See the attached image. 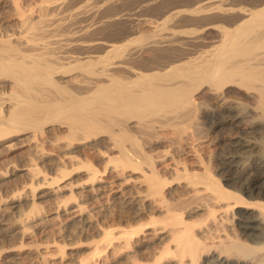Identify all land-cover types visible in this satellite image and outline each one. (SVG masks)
Here are the masks:
<instances>
[{"label":"bare ground","instance_id":"6f19581e","mask_svg":"<svg viewBox=\"0 0 264 264\" xmlns=\"http://www.w3.org/2000/svg\"><path fill=\"white\" fill-rule=\"evenodd\" d=\"M44 1H46V0H44ZM58 1H61V0H58ZM58 1L56 0L55 3L56 2L58 3ZM109 1L110 0H108L106 3V0H105V3L109 4ZM247 1L245 4H243V3L239 4V2H237L236 0H202V1H200L196 5V7H194V8L192 7L193 9H190V11L191 10L192 11L190 12L189 15H191V16L187 15L188 16L187 18L194 20L195 23L199 22L198 20H200V25H199V23L196 24V25H199L200 27H195V25L191 22V25L192 26L194 25V29L191 27L193 29L192 33H187V31L190 30V28L189 29L187 28L188 30L186 28H184V29L181 28L182 26H185L186 24L183 23V24H185V25H183L180 22L181 20L177 19L178 16L181 15L182 13H184V11H186V10L184 8H183L184 10L183 9L181 10L179 8L174 9V8H171L170 6L167 8V6H166V8L164 7L165 9L161 8L163 10L162 11L160 10L161 11L160 12L161 18H159V19L154 18L157 21L155 22L156 24H154L156 28L155 29L153 28L154 30L151 29V30H153V33L149 32L148 35H144L143 34L144 28L142 29L140 27L142 29V30L140 29L141 32L142 31L143 32H142V34H139L140 30H139V27L137 26V27L131 28L130 31L128 29L127 31H129V32L127 34L119 37L115 41H112L110 39H105V37L104 38L100 37L101 35L99 37H97V36L93 37V35L89 36L88 34H90L91 30H93V29L96 30L95 27H97V26L102 28L103 24H106L107 22L109 24L110 22H112L111 20H113L114 18H116V19L118 18V20H119L120 14H123V13L119 12L120 13V14H118L119 17H117L116 14H113V15H116V17L113 15H112L113 17L106 15L107 17H109V18H106L104 15V18H103L102 15H99V12L101 13V11H99V8H96L97 6L92 7V6L87 5V3H86V4H83L84 6L87 5L86 9H84L85 7L82 6V4H81V7H84V8H81V7L79 8V6H80L79 5L78 8L75 6V8H76L75 10H73L71 12L68 11L69 15L72 16L73 18L68 17L69 15L68 16L66 15V14H68L67 12L65 14L68 17V20H69V18L73 19V22L70 20L72 22V24L75 22L74 21L75 18H78L79 22L81 23L78 25L76 23V27L74 26L75 29L72 28L73 26L72 27L70 26V29L71 30L73 29L72 33H68L70 31L68 30V32H67L65 30L66 28L62 29L64 27H61L60 29L58 28V27L63 25V23H64L63 21L68 23V21H66V19L64 20L62 18L63 21H61V24L59 22H54L55 18L54 19L52 18V21H50V22H53V24L55 23L56 26H58L55 28L56 29L58 28L60 30V32H61V30H64V31H66V33L71 34V35H69V37H67V40L65 38V40H66L65 42L62 40L60 41V42H63V43H61L62 44L61 47L64 49V51H67L68 49H70L69 50V52H70V51H72V50L74 51L76 49V48L74 49L73 47H78V48L82 47L84 49L85 48L89 49V47H90L89 50H93L91 48L92 45H97V46L100 45V47H102L100 49L101 50L104 49V51H103L104 53L100 50V52H102V54H100L98 52L99 54L97 55L96 51H98L97 50V49H99L98 47L94 49L96 51L94 52L93 55L91 54V52H93V51H91L90 55H83V56L78 54V53H82V51L80 52V49H79V51H77L78 49H76L75 54L74 53L73 54H70V53L65 54V52L62 49H60L59 53H61L60 51L62 50L64 53L62 56L64 58L68 59L65 61L63 60V58L61 60V57L59 55L56 56L55 55L56 52L54 50H52V53H50L51 52L50 50L52 49V47H55V45H56V47H58L59 45H57V44H60V42L57 43L58 42L56 40L57 38L55 39L56 41L54 39L52 40V44H50L51 46L54 44V41H55V43H57L52 47L50 45L45 46L44 45L45 42H44V44H41L42 46L43 45L45 46L44 48L43 47L41 48L42 50L40 48H37V46H35V45H39V44L37 42H34L35 39L34 40L32 39V38H34L33 36H30L29 39H26V36H27L26 33L28 32L27 27L30 26L29 27L30 30H31V28H33V30L35 31L39 26L38 25L39 22L41 23V21H42L43 24L45 25L44 22L47 21L49 16L47 15L48 18L45 17L46 21H43L44 17H43V20L40 21V19L42 18V16H41L39 18V20L35 19L38 23L35 20L31 21V22H33V23H31L29 20H31L30 18H33V17H28L29 14H27L26 16L29 18L28 19L24 15V17L26 18L24 21L25 22L29 21L31 24L29 22H27V23H29V25L27 27L24 26V27H26L27 32L25 33L26 36L25 35H24L25 37L23 36L25 38L23 43L27 42V40H29V41L31 40L34 43L28 41L27 43L23 44L21 42L23 37L20 36V34L21 33L24 34L23 32H25L24 30L22 31V29H21V32L19 31V35H18L19 37H22L21 40L19 39L20 40L19 44L27 45V46H25L27 48L26 51L28 50V48L31 49V51L29 49L28 52H33L35 48L39 49L42 52L44 50V52L43 53L42 52L37 53L39 51L38 50L37 52L35 51L34 53L39 54V55H36V54L31 55L33 53L25 54L24 52H22V49H21V51L19 49V48H22L23 45H21L20 47H18V46L16 47L15 43H17V42H15V39H14L15 43H12L11 42L12 37L10 35H9V37H5V38L2 37L3 38L2 41H1V37H0V41H1L0 42V80H1L0 82L2 83V81H3V84L4 83L9 84L8 86L11 88V90H9L10 92L9 93L7 92L8 94L6 93L7 94L6 96H9V97L6 98V96L4 95L6 98L5 100H8L9 104H6L4 102L5 101L4 100L3 101L5 103L4 108H3V105L0 107V146H4V148L6 147L9 150H11L10 148H12V147L15 148L16 145H18L19 143H23V142L17 141V142H19L17 144V142L13 141V142L6 144L7 141H10L9 140L10 136L13 137L14 134H17L20 131L31 130L32 132L30 131L29 134L31 135V133H32V136L34 138L31 136L30 137L33 138V140H34L35 138L38 137L39 134H43L44 131H47V129H46L47 124L48 125L53 124L59 128L58 129L59 133H60V130H62L63 133L60 134L61 137H58L60 135H57L56 138L58 137V139L60 141V138H62V136H64L65 142L67 141L65 143V146H67L68 149L62 150V148L65 147L64 144L61 143L62 141L64 142L63 139H61L62 140L61 142H59L56 139V143H57V141L59 142L58 143L59 153H57L54 149V151H53L54 154L51 153V154H53L52 155L53 158L50 156L51 154L49 155L48 152L44 151L47 148L43 147L44 143L42 144V142L43 141L45 142L46 139H41L40 141H38V139H36L34 146H31L33 144H31L29 146V144L31 143L30 142L28 144V146H29L28 149L30 150L31 148H34L35 151H37L39 153V154H37V152H35L36 153L35 155L36 156L39 155L41 158L40 160H42V158H43V160L46 159L45 161H48L47 158L48 159H55V160H57V158H59V160L62 161L65 158L66 160L68 159V161L70 160L71 162H73L74 160H78L77 158L79 157V156L75 157V159H74V156L77 155V153L75 154V152L80 151L78 149H77V151L74 150V148L77 147L79 142L82 141V143H83V141L84 142L86 141L89 143V145L91 144L90 146H92V147L96 146L97 144H102V143H98V141H97L98 139L96 140V137L97 136L99 137L100 134L105 133L107 136L106 138H108L110 141H112V143L110 142L111 143L110 148L112 149V151H110L111 150L110 149L109 154H111L110 152H113V153L117 152V154L110 155L109 158L111 160L110 159L104 160L105 158L104 159L102 158L103 161H105L106 163L108 161L107 165L108 164L111 165V162H112V164H117L118 166L123 167L122 170H124L125 167H127V166L133 167V169L131 168L132 171L135 170V168H140V171H139V169H136V171L138 170L140 172V174H138V177H139V175H141L144 179V180H140V182L143 185L147 183L145 186L147 188V192H146L147 194H145V199L146 198L148 199V197L150 198V196H152L153 199L152 198L151 199L154 201H155L154 197L157 199V201L163 200L164 201L163 206H165V204H166V207H164V208H166V209H167V207L172 208L171 203L168 204V201L163 199V198H165V195L168 192L167 191L165 193V191H166L165 187L166 188L168 187L167 182H170V180L168 181V178L164 173H159V171L161 172V170H162V166H165L166 168H167V166L164 165V163L162 162L163 165L161 166V164H160L161 170H159V167L157 166V163H158L157 161L159 159L156 160V158H154L155 156H153V154L155 152L153 154H150L151 152L150 153L148 152V149L145 145L148 143H150V144L153 143L152 140H154L156 138L154 135L160 131L159 129L162 130L163 127H165L167 125L171 126L173 129H171V128L170 129L174 130L173 132H175L174 134L176 136L175 135H174L175 137L173 136L174 137L173 140H170V139L169 140L170 141H177L182 145L184 143L187 144L189 138L195 139V137H196V139H197V137L198 138L200 137L199 141L195 140L197 143H199L201 141V136H204L203 139L206 138L205 134H203V130H202V134H201L200 129L203 126H200V129H199V127H197V129H193L194 128L193 127V128H191V130H189L190 127H192V125H194L193 120L195 121V125H198V121H199L198 117H200L202 115V114H200L202 112L201 110L206 105V103H205V105H203L205 102L202 99L203 94L204 95L212 94L213 97H215V99H216V104H218V106H214V105L208 106V103H207L208 107L205 109V112H206V113H204L205 115L211 113V116L215 119H217L221 116H224V117H227L229 121H232V123L233 122L238 123V122L243 121V120L240 121L241 119H243V116L241 114L244 112V110H242V109L245 108L246 105H250L249 108H251V110H249V111L253 112V114H251V115L253 116L255 113V115H257V116H253V117H255L256 120H258L259 118L260 119L262 118L263 120L262 119L261 120L264 121V0H250V2H247ZM48 2L50 4L51 1L47 0V4H48ZM87 2L89 3L90 1H87ZM99 2H100V0H99ZM166 2H165V4H166ZM52 3H54V2L52 1L51 4ZM105 3L102 2L101 5H105ZM169 3H170V1H169ZM49 4H48V7L50 6ZM68 4H70V3L68 2ZM95 4L97 5L98 3L95 2ZM150 4H152V3H150ZM20 5H19V7H20ZM41 5H43V4H41ZM41 5H40V7H41ZM53 6H50L49 9L54 10L53 8L55 6L54 7ZM70 6L73 7V4L72 5L70 4L67 7L69 8ZM100 6H98V7H100ZM51 7H53V8H51ZM56 7H57V5H56ZM65 7H63V8H65ZM42 8H43V6H42ZM42 8H40V9H42ZM44 8H45V6H44ZM60 8H62V7H60ZM71 9H69V10H71ZM126 9H128V8H126ZM44 11H47V10L44 9ZM57 11H59V10H57ZM102 11L105 12V9ZM134 11H136V10H134ZM53 12H56V11L54 10ZM19 13H21V11ZM127 13H128V11H127ZM127 13L125 12L124 13L125 16L123 14V15H121V17L122 16H124V17L128 16ZM23 14H25V13H23ZM53 14H55V13H53ZM103 14H105V13H103ZM140 14H141V12H140ZM143 14H144V12H143ZM21 15H22V13L20 14V16ZM31 15H33V14H31ZM58 15H60V14H58ZM58 15H56V17H59ZM61 15L63 17V13H61ZM129 15H130V12H129ZM132 16L133 15H131L130 17H132ZM51 17H53V16L51 15ZM158 17H160V16H158ZM136 18H137V16H136ZM147 18H143V16H141L139 18V20L141 21L140 25L142 23V26H143V24L145 23ZM22 19H24V18H22ZM58 19H60V18H58ZM126 19L127 18L123 19L124 21L123 20L122 21L125 22ZM133 19H134V17H133ZM78 20H76V21H78ZM185 20H187V19L185 18ZM34 21H35V23H37L36 25L34 24ZM119 21H121V19ZM152 21H154V20H152ZM219 21H221V23H216ZM71 22H70V24H71ZM132 22H131V24H132ZM136 22H138V20H136ZM149 22L151 23V20L150 21L148 20L147 24ZM49 23L47 21L46 25H49ZM57 23H59V24L57 25ZM114 23H116V22L114 21ZM186 23L189 24V21ZM43 24H42V26H43ZM53 24L49 25V26L50 27L52 26L53 29H55ZM108 24H107V26H108ZM118 24H115V25H118ZM24 25H26V23H24ZM74 25H75V23H74ZM99 25H101V26H99ZM115 25L114 24L111 25V28H112V26L114 27ZM36 26H37V28H34ZM64 26H65V24H64ZM67 26L69 28V25H67ZM109 26H110V24H109ZM145 27H147V26L145 25ZM151 28H152V26H151ZM40 29L36 30L37 31L36 33H38L40 30L41 31L40 33H42L41 35H44L45 32L49 31L48 28H47V31L42 30V28H40ZM108 29H109V27H108ZM126 29H127V27H126ZM30 30H29V32H30L29 34L33 35L31 33H34V31L31 32ZM97 30H98L97 31L98 33L101 32V30H99V28ZM216 30H217V34H214V31H216ZM64 31H62V32H64ZM104 31L106 32V30H104ZM110 31H112V30L110 29ZM122 31H123V29H122ZM185 31H186V33H185ZM54 32H53V34L51 32V35H53L54 38L57 37V34L59 36V33H60L59 31L56 34V36H54L55 35ZM102 32H103V30H102ZM40 33H38V34H40ZM103 33H101V34H103ZM114 33H115V31H114ZM123 33H125V32L123 31ZM49 34H48V36H49ZM68 34H63L62 37H64V35L66 37V35H68ZM91 34H93V33H91ZM105 35L108 36L107 34H105ZM28 36H27V38H28ZM88 36L93 37L94 39L89 38ZM117 36H115V37H117ZM215 36L217 38H214ZM13 37H15L14 34H13ZM42 37L40 36V38H42ZM45 37H46V35H45ZM49 37H52V36H49ZM49 37L45 40H49L50 39ZM95 37H97V38H95ZM107 38H109V37H107ZM214 41H217L218 43L214 44L213 43ZM48 42H50V40ZM29 43H31L35 46V47H33V45H31V47H33L34 49L29 46L30 45ZM19 44L17 43V45H19ZM48 47H51V48L49 49ZM56 47L54 48V49H56V51H58V49L61 48L60 46L58 48H56ZM82 48H81V50H82ZM88 49L87 50L85 49L84 52H86V51L88 52ZM23 51H25L24 48H23ZM48 52L50 53L49 57L52 56L51 60L55 58L54 62H53V60L51 61L50 58H48V54H49ZM46 53H48V54H46ZM95 53H96V55H95ZM40 54H43L44 56L47 55V58H44L43 55H42V57H43L42 58ZM51 54L55 55L56 57L59 56L60 58L58 57L57 60L60 59L61 61L57 62L56 57L51 55ZM84 54H86V53H84ZM66 61H68L67 64H66ZM76 69H78V71H76ZM72 70H74V72H72ZM62 73H64V74H62ZM59 74H61V75H59ZM231 87H235V90H237V92L240 93V95L237 94L236 99H233L234 97L233 98L231 97L232 99L230 97H228V92L230 91ZM0 95H1V93H0ZM235 95H236V93H235ZM238 95L240 96L239 99H238ZM1 96H3V94ZM0 102H2V101H0ZM1 104L2 103H0V105ZM246 107H248V106H246ZM246 111H248V110H246ZM258 116H261V117H258ZM187 119H189V120L191 119V122L187 121ZM223 119L227 120V119L222 117V120ZM184 120H185V122L186 121L187 122L184 123ZM254 120L253 121L251 120V121L255 122ZM188 122L190 124L192 122L193 123L191 126L188 127V124H187ZM199 122H201V120ZM220 122L221 121H219V123ZM237 123H236V125H237ZM201 124H202V122H201ZM53 125H52V128L55 127ZM251 126H252V124H251ZM167 128H169V127H167ZM187 128H189V129H187ZM48 130H49V128H48ZM157 130H159V131L157 132ZM160 132L162 133V131H160ZM160 132H159V135H160ZM167 132H165V134ZM238 132H239V130H238ZM241 132H239L238 134L241 135L240 134ZM56 133H57V131H56ZM205 133L207 134L206 130H205ZM29 134H28V136H29ZM165 134H164V136H162V134H161V136L165 137ZM167 134H169L168 135V137H169L170 134H172V133L169 132ZM238 134H237V136H238ZM263 134H264V132H263ZM52 136L55 137V135H52ZM153 136L155 137L154 139H152ZM161 136H160V138H161ZM30 137H28V138H30ZM170 138H172V137L170 136ZM235 138H236V136H235ZM3 139H4V141H1ZM5 139H7V140H5ZM21 139H23V138H21ZM24 139H26V137ZM30 140L31 139H29V141ZM99 140H100V138H99ZM104 140H106V139H103V141ZM109 140H107V142ZM158 140H161V139H158ZM158 140H156L157 144H158ZM242 140L240 138H236L235 140L232 139V141L234 142V143L233 142L232 143L234 146L245 145V142H243ZM260 140H261L260 143L255 145V147H257V149H258V147L260 148L261 153H259V155L261 154L262 156H261L260 160H257L258 161L257 163H254L252 165L246 164V163H251V162H249L250 160L249 161L245 160L246 163H243L245 161H242L240 159V156H238V154H236L234 152H233V154H231V153L230 154L228 153L226 155L224 154L225 157H224L222 162L225 165V167H228V169L230 170V175L226 176L225 175L226 173L224 174L225 177L223 175V177L225 178V181H223L222 179L219 178L221 176H217L215 174H212V172L209 170V168L206 169L207 171L206 170H205V172L203 171V173L194 172L193 169H195L196 167L192 169L193 172H191L190 170H188V172H187V170H184L186 173L183 174L182 178L183 177L187 178V182H185V183L189 184V187H190V184L195 186L193 191H194V193L197 191L196 197L198 198V195L202 196L203 192H204V195L206 196V198L208 197L210 200H212V204H210L211 201H209V204H207L206 208H205V211H207L206 212L207 215L210 214L212 217V219L210 217V219H211L210 221H208V222H207V220L203 221L205 219L204 211H203L204 217H202V213L200 212L201 213L200 217H202L200 220H198V219L192 220L191 218L193 216L190 218L191 219L190 220L185 216V214H184L185 212L184 213H182L183 211L181 212V210H183V209L180 210L181 214L176 213L177 211H174V210L171 211L172 209L171 210L167 209L168 211L165 209L167 211V214L170 217V219H168V221H166L167 223H161V224H168V225H163V226H161L162 228L159 227L160 228L159 231H158L159 228L156 227V225H157L156 223H154L153 225H155V226L152 227L149 225V223L147 224V222L143 223L145 225L141 224V226L138 225L139 227L136 226V227L129 229V230L119 229V231L121 230V232H122V233L120 232L121 235H118V234H120L117 231L118 228H110V230L114 229V231L113 230L110 231L109 229H108L109 231H107L105 229L104 231H107L106 236H102L104 234V231L102 230L103 234L101 233L102 235H100V236L104 237L107 240V242L104 241L105 245L101 246L103 244L102 243L103 241H101V239H100L101 244L100 243H98V244H100L101 248L99 246H96L95 248L97 250H98L97 247H99V250H102L103 248H105V249H103L101 253L98 252L96 249H93L94 250V251L92 250L93 252H95V251L97 252L96 253L97 255L93 254V252L90 255V256H93L92 258H94V259H92L91 257H87V259H86L87 261L81 262L82 261L81 260L80 264H82V263L83 264H96V261H98V259L100 260V258L103 257L104 255H106V257H108V255L112 254L111 252H119V249H122L124 247V245L126 248H123L125 250L122 249L124 252L121 251L120 254L122 255L124 253L125 255L131 256V258H130V260H131V259H133L134 254H135V256L138 255V253L136 251H138V249L142 245H144L145 242H147L145 239H142V237H140V236H142L140 234L151 235L150 237L153 236L155 238V236H158L159 232L165 233L168 236H172V239H173L172 245H174V248L172 247L173 248L172 249L170 247V243H169V244H167L168 246H166V247L164 246L165 248H163V251H161L162 253L160 252V254L162 256H166V255L169 256V259H165L166 261L168 260L166 262V264H199V261L202 258L204 259V260L202 259L204 261V264H264V181L262 180L263 176L260 174V169H261L262 165H264V136H263V138H260ZM21 141H23V140H21ZM49 141H51V140H49ZM54 141H52L53 145H54ZM161 141H163V140H161ZM170 141H169V143H171ZM195 141L192 142V140H191L190 143L192 142L193 144H195ZM254 141L255 140L248 141L249 143L247 142L246 144L249 145L252 142L254 143ZM104 142L107 143L106 141H104ZM56 143H55V145H56ZM164 143H165V140H164ZM175 143L176 142H174V144ZM13 144H15V146H13ZM108 144H109V142H108ZM174 144H173V146H174ZM55 145L53 146L54 148H55ZM81 145H83V144H81ZM86 145H88V144H86ZM167 145H170V144H167ZM197 146L195 145V147H197ZM47 147H48V145H47ZM56 147H57V145H56ZM67 147H65V148H67ZM185 147H188V146H185ZM195 147L194 148L191 147V148L196 150V153H199V152H197L198 148L196 149ZM255 147H253V148L255 149ZM2 148L3 147H0V156H3L2 153H4ZM99 148H98V150H99ZM155 148L156 147H154V149ZM172 148L173 147H171V149ZM199 149L201 150V148H199ZM82 150H84V149H82ZM94 150H95V147H94ZM177 150H178V148H177ZM180 150H178V151H180ZM194 150H192V151H194ZM22 151L23 150H20L21 153L26 152V151H23V152ZM62 151L64 152V154ZM72 151H74L75 155H72V153L70 154V152H72ZM84 151H87V149H85ZM90 151H92V149ZM104 151H106V150H104ZM104 151L102 153L104 155H107L108 149H107L106 153H104ZM165 151H169V150L165 149ZM185 151L186 150H184V153H185ZM31 152L34 153V151H31ZM101 152L99 150V152H98L99 155L100 154L102 155ZM189 152H186V153H189ZM9 153L10 152H8V154ZM83 153L85 155L86 152H83ZM165 153H167V152H164V154ZM80 154H78V155H80ZM92 154H93V152H92ZM92 154H90L91 157H92ZM94 154L96 155V153H94ZM161 154H163V153H161ZM54 155H56V156H54ZM165 155H162L163 156L162 160L165 158L164 157ZM254 155L256 156V154H254ZM29 157H31V156H29ZM91 157H89V158H91ZM158 157H159V155H158ZM13 158H15V157H13ZM86 158L89 159L88 157H86ZM86 158H85V160H87ZM98 158H101V157H98ZM0 159H2V158H0ZM33 159L35 160L36 158H32V160ZM80 159L81 158H79V160ZM95 159H97V158L95 157ZM95 159H93V160H95ZM209 159H208V161H209ZM79 160H78V162H79ZM81 160L83 161V158ZM30 161H31V159H30ZM68 161L66 162V164H65V162L62 161V165H63V163L65 164V165H63V167L64 166L67 167V165L69 166ZM199 161L201 162L202 160H199ZM36 162L33 161V162H30L29 164H26V162H25L24 164H26V165L20 166L21 169L25 170L30 175L29 179L31 180L32 184H34L35 182L40 184V181H42L43 184L45 182L50 184V181H52L53 178H58L59 176L61 177V175H60L61 169H58V171L60 170L59 171L60 173H58V177H56L55 175L53 177V175H52V177L49 180L48 176H50V175H48V174H50V173L47 174V171L45 170L46 169L45 168L44 170L46 171V174L43 172L44 174L42 175L41 174L42 171L40 168L41 166L39 167L38 166L39 163L38 162L36 163ZM52 162H53V160H52ZM88 162H89V160H88ZM2 164H4V163H2ZM83 164H84V166H83ZM179 164H180V160H179ZM179 164L177 161V163L174 165L179 166ZM200 164H203V163H200ZM200 164H199V166H200ZM16 165H18V164H16ZM74 165L75 164L71 165L72 168L75 167ZM80 165L78 163V167H82V166L85 167L86 166V169L89 168V171H91L92 170L91 168L93 167L94 164L93 163L90 164V162L86 164L84 161V162H81ZM107 165H106V168H108L110 166L109 165L107 167ZM204 165H206V164H204ZM58 166L59 165L57 164V168H58ZM111 166L114 168H112ZM111 166L110 167L112 169H115V165L114 166L111 165ZM178 166L176 168L178 169V171H180L179 170L180 168ZM184 166H185V168L187 167L186 165H184ZM44 167L45 166H43V168ZM165 167H163V170ZM173 167H172V169H173ZM14 168H16V166H14ZM93 168L97 169L96 167H93ZM182 168H184V167L182 166ZM204 168H207V167H204ZM94 169L92 172L89 173V175L91 177V183H90L91 190L90 189L89 190L95 192V190L98 191L99 189L102 188V181L104 179H103L102 175H101L102 178L100 177V175L98 176L99 171L97 172V170L99 168L97 170H94ZM116 169H117V167H116ZM86 171H88V169ZM101 171H103V170H101ZM101 171H100V173H101ZM105 171H107V170L105 169ZM178 171H176L175 175H179L177 173ZM6 172H4L5 174H2V172H1V175H3V176L0 175L2 180H3V178H5V176H7ZM56 172L57 171H55L54 173H56ZM179 173L181 174V172H179ZM162 174H164L167 179L166 178L164 179L163 178L164 175H162ZM62 176H64V175H62ZM142 177L140 179H142ZM174 177H171V179L175 180ZM179 177H180V175L177 176V180L181 178V177L180 178ZM184 178H183V180H185ZM55 180H58V179H55ZM59 180H61V179L59 178ZM137 180H139V178ZM173 180H171V181H173ZM180 180L183 181L182 179H180ZM4 181H5V179H4ZM58 181H56V182L58 183ZM143 181L146 183H144ZM140 182H139V184H140ZM171 183H169V184H171ZM65 184H62L61 187L63 185L65 187L66 186ZM186 184H185V186H186ZM199 184L200 185L204 184V186H203L204 188L202 187L204 191H202V189H200L198 187ZM52 185L54 188L53 183H52ZM88 185H89V182H88ZM104 185L105 184H103V187H104ZM232 185H234L233 188L231 187ZM25 186H27V184H25ZM169 186L171 187L172 185H169ZM185 186H183V187H185ZM192 187H191V189H192ZM35 188H37V187L35 186ZM41 188H42V186H41ZM41 188L39 187V189H41ZM59 188H60V186H59ZM87 188H89V186ZM140 188H141V186H140ZM84 189H86V187ZM167 190H168V188H167ZM32 191H34V190H32ZM53 191H55V190H53ZM49 192H51V191H49ZM123 192L124 191L122 190L121 193H123ZM141 192H142V190H141ZM37 193H38V191H37ZM53 193L54 194L56 193L55 195L59 196V195H57V192H53ZM105 193H107V192L105 191ZM142 193H145V192H142ZM142 193H140V195H142ZM168 193H170V192H168ZM194 193H191V194L193 195ZM35 194L33 193L32 196H34ZM40 194L41 193H39V196H40ZM35 196L34 197L30 196V197L33 198V200H35L36 199ZM120 196H122V194ZM133 196H137V195L133 194ZM146 196H148V197H146ZM92 197H93V195H92ZM125 197H128V196H125ZM140 197L142 198V196H140ZM190 197H192V196H190ZM15 198H16V196H15ZM98 198H100V197L98 196ZM108 198H109V196H108ZM136 198H135V200H136ZM187 198H188V196H187ZM202 198L199 197V199H202ZM182 200L184 201V199H182ZM14 201L15 200H13V202ZM141 201H143V199H141ZM157 201H155V202L157 203ZM198 201L200 203L202 200L201 201L198 200ZM204 201H207V200L204 199ZM99 202H100V200H99ZM182 202H180V203H182ZM33 203L36 204L37 201L35 200V201H33ZM121 203H122V201H121ZM144 203H145V201L143 202V204ZM156 203L152 204V205L158 206V204H156ZM199 203L197 205L198 208L200 206ZM16 204H17V202L15 203V205ZM66 204H68V203H66ZM125 204H126V208H127V203L125 202ZM160 204L162 207L161 209H163L162 201L160 202ZM188 204L190 206V203H188ZM195 204H196V202H195ZM204 204H206V202ZM61 205L58 207L60 208L63 205L66 206L65 200H64L63 205L62 206ZM84 206L86 207V209ZM138 206H139V204H138ZM189 206H188V209H189ZM56 207H54V208H56ZM58 207H57V209L59 210ZM133 207H135V206L133 205ZM183 207H184V205H183ZM66 208H67V206H66ZM66 208L64 207L65 210H66ZM98 208H99V206H98ZM181 208H182V206H181ZM195 208L197 210V207H195ZM38 209H40V208H38ZM64 209L62 208L60 210H64ZM87 209H88V207L86 205H83L80 202H76L74 204V210L73 211H76V213H77V215H75V216L76 217L78 216L77 219H79L81 222H83V224L88 223L90 221L89 215H90L91 220H92L93 215L89 214V213H92L94 210H92L90 212V209H88L89 213H87V211H86ZM138 209H140V208H138ZM40 210H43V209H40ZM50 210H51V208H50ZM68 210H69V207H68ZM95 210H96V208H95ZM156 210H157V208H156ZM158 210H160V209H158ZM4 211H7V210H4ZM45 211L49 212L48 209L44 210V212ZM54 211L55 210H53L52 212H54ZM169 211H171V212H169ZM32 212H33V210H32ZM71 212H72V209H71ZM186 212H188V211H186ZM7 213H9V212H7ZM37 213H39V212H36V213L33 212L30 214H35V218H36ZM57 213L60 216L59 211H57ZM64 213H67V212H64ZM5 214H6V212H5ZM61 214H62V212H61ZM72 214L74 217V213H72ZM0 215H3V213H1ZM38 215L39 214H37V216ZM58 215L56 217H58ZM189 215H190V213H189ZM70 217H72V215H70ZM70 217L68 216L67 218L66 217L65 218L67 220ZM27 218L25 220L28 222ZM29 218H30L29 220H31V217H29ZM23 219H24V217H23ZM21 220H22V218H21ZM21 220H19V221L25 225L26 224L25 220L23 221L24 223ZM70 221H68V222H70ZM64 222H65V220H64ZM92 222H93V220H92ZM61 223H62V220H61L60 225H59L60 228H61V225L63 224V223L62 224ZM65 223H67V222H65ZM158 224H160V223H158ZM70 225H71V223H70ZM79 225H80V223H79ZM64 226H63V228H64ZM77 227H78V225H77ZM60 228H59V231L61 230ZM92 228H94V227H92ZM65 229H66V227H65ZM115 229H117V230L115 231ZM213 229H214V231H212ZM164 237H166V236H164ZM208 237H210V239ZM166 238L168 239V237H166ZM121 246H123V247H121ZM104 250H105V252H104ZM109 251H111V252H109ZM140 252H142V251H140ZM98 253H99V255H98ZM115 254H116L115 257L116 256L121 257V256H119L120 255L119 253H118V255H117V253H115ZM96 256H97V258H96ZM158 256H159V254H158ZM167 256L164 258H167ZM112 258H113V256H112ZM158 258L159 257H157V259ZM162 258L163 257H161V259ZM110 259H111V257H110ZM110 259H107V260L110 261ZM136 259H137V257H136ZM126 260H128V259H126ZM133 260H135V259H133ZM100 261L102 262V260H100ZM105 261H106V259H105ZM105 261H103V262H105ZM108 261H106V262H108ZM113 261H115V259ZM155 261H157V260L155 259ZM155 261L154 262L149 261V262L152 264L153 263L158 264ZM158 261L161 263V261L159 259H158ZM47 262L48 261H46V263ZM99 262H97V264H99ZM106 262H105V264H106ZM137 262H139L138 259H137V261H133V264L134 263L137 264ZM143 264H147V261ZM164 264H165V262H164ZM200 264H202V262H200Z\"/></svg>","mask_w":264,"mask_h":264},{"label":"rangeland","instance_id":"374dc122","mask_svg":"<svg viewBox=\"0 0 264 264\" xmlns=\"http://www.w3.org/2000/svg\"><path fill=\"white\" fill-rule=\"evenodd\" d=\"M38 1V2H37ZM49 1H53L54 3H55V1L56 0H49ZM58 1V0H57ZM66 1V2H65ZM81 1V2H80ZM87 1H90L89 3L87 2ZM93 0H61V1H58V3L56 2L55 4L54 3H52L51 4V2H50V4H49V2H48V4L50 5V6H53V7H51V8H53L56 12H53L54 10H51V9H49L50 8V6L48 7V4H47V0L46 1H44V0H0V37H1V41H2V39L3 38H5V37H9V35L13 38H11V42L12 43H15V42H17L18 44L20 43V40H21V38L25 35V33H26V35L28 36V38H27V36H26V39H29V37L30 36H33L34 38H32L33 40H34V42H37L39 45H35V46H37V48H44L45 46H49L50 44H52V40L54 39H56L58 42L57 43H59L61 40L62 41H66L67 40V37H69V35H71V34H68V33H72L73 32V29H75V27H76V23H77V25L78 24H81L80 22H79V20H78V18H75L74 19V23H75V25H74V23L72 24V22H73V19H70V18H73L72 16H70L69 15V13H68V11L69 12H71V11H73V10H75L76 8H75V6L78 8V6H79V8L81 7V4H82V6H84L83 4H86L87 3V5H89V6H92V7H96V8H99V11H101V13L99 12V15H102V17L104 18V15H105V17L106 18H109V17H107V16H110V17H113V16H115L116 17V15H117V17H119V15L118 14H120V13H127V11H128V16H126V17H124L125 16V14H124V16H122L121 17V15H123V14H120V18H119V20L121 19V21L123 20V19H125V18H127L126 20H125V22H121V21H119L118 20V18L116 19V18H114L113 20L116 22V23H114V21L113 20H111L112 22H110L109 24H110V26H109V24H108V22L106 23V24H103L102 25V28L101 27H98L99 28V30H101V32H97L98 30V28L97 27H95V29L96 30H91V32H90V34H88L89 36H92L93 35V37L94 36H97V37H99L100 35V37H105V39H110V40H112V41H115L116 39H118L119 37H121V36H123V35H125V34H127L129 31H130V29L131 28H134V27H139V30L142 28H144V32H143V34L144 35H148L149 34V32L150 33H153V30L156 28L155 27V25L154 24H156L155 22L157 21V20H155L156 18L157 19H159V18H161V15H160V12L163 10V9H165L166 8V6H167V8L170 6L171 8H174V9H185L186 11H184V13H182L181 15H179L178 16V18L177 19H180L181 21V23L183 24V23H185V24H183V25H185V26H182L181 28H190V30H186L187 31V33H192V31H193V29H194V25H195V27H200L199 25H200V20H198L199 22H197L196 20V22L197 23H195L194 22V20H192V19H190V18H187L188 16H191V15H189L190 14V12L192 11H190V9H193L194 7H196V5L200 2V1H202V0H110L109 1V4H106L107 3V1L108 0H106V3H105V0H100V2L102 3V2H104L105 3V5H101V3L99 2V0H94L93 2H92ZM130 1V2H129ZM138 1V2H137ZM156 1V2H155ZM161 1V2H160ZM166 2V4H165V2ZM169 1H170V3H169ZM237 2H239V4H245L246 3V1L245 0H236ZM14 2V3H13ZM18 2V3H17ZM35 2V3H34ZM64 4H63V3ZM68 2L72 5L73 4V7L72 6H70L69 8L67 7V6H69L70 4H68ZM77 2V3H76ZM95 2L96 3H98L97 5L95 4ZM159 2V3H158ZM247 2H250V0H248ZM7 3V4H6ZM16 3V4H15ZM41 4H43V5H41V7H40V5ZM63 5H62V4ZM93 3V4H92ZM115 3V4H114ZM117 3V4H116ZM123 3V4H122ZM129 3V4H128ZM150 3H152V4H150ZM168 3V4H167ZM12 4V5H11ZM20 5V7H19V5ZM59 4V5H58ZM67 4V5H66ZM113 4V5H112ZM136 4V5H135ZM140 4V5H139ZM147 4V5H146ZM195 4V5H194ZM16 5V6H15ZM39 5V6H38ZM56 5H57V7H56ZM62 5V6H61ZM87 5L86 6H84V7H81V8H84V9H86V7H87ZM95 5V6H94ZM101 5V6H100ZM160 5V6H159ZM35 6V7H34ZM42 6H43V8H42ZM44 6H45V8H44ZM66 6V7H65ZM88 6V7H89ZM98 6H100V7H98ZM112 6V7H111ZM114 6V7H113ZM140 6V7H139ZM154 8H152V7ZM174 6V7H173ZM17 7V8H16ZM60 7H62V8H60ZM63 7H65V8H63ZM103 9H102V8ZM147 7V8H146ZM165 7V8H164ZM187 7V8H186ZM193 7V8H192ZM19 8V9H18ZM21 8V9H20ZM31 8V9H30ZM40 8H42V9H40ZM57 10H59V11H57ZM68 8V9H67ZM72 8V9H71ZM74 8V9H73ZM126 8H128V9H126ZM146 10H145V9ZM161 8H163V9H161ZM18 9V10H17ZM44 9H46L47 11H44ZM61 9V10H60ZM66 11H65V10ZM69 9H71V10H69ZM88 9V8H87ZM101 9V10H100ZM105 9V12L104 11H102V10H104ZM125 9V10H124ZM157 9V10H156ZM183 9V10H184ZM39 10V11H38ZM118 10V11H117ZM121 10V11H120ZM133 10V11H132ZM134 10H136V11H134ZM140 10V11H139ZM161 10V11H160ZM21 11V13H22V15L20 16V14L21 13H19ZM30 11V12H29ZM118 13H117V12ZM132 11V12H131ZM144 12V14H143V12ZM159 11V12H158ZM32 12V13H31ZM55 13L56 15H58V14H60V15H58L59 17H56V15L55 14H53V13ZM66 12L68 13V14H66ZM120 12V13H119ZM129 12H130V15H129ZM140 12H141V14H140ZM23 13H25V14H23ZM51 13V14H50ZM61 13H63V17H62V15H61ZM103 13H105V14H103ZM151 15H150V14ZM186 13V14H185ZM188 13V14H187ZM27 14H29L28 15V17H33V18H30L31 20H29L30 22L31 21H33V20H39V18L42 16V18L40 19V21L41 20H43V17H44V20L43 21H46L45 20V17L46 18H48L47 17V15L49 16V20L47 19V21H48V23L50 22V21H52V18L55 20H53L54 22H59L60 24H61V21H63V19L65 20L66 19V21H68V23L67 22H65V21H63L62 23H63V25L62 26H60V27H58V26H56L55 25V23L53 24V22H50L49 23V25H54V28L55 27H58L59 29L61 28V27H64V28H62V29H65L67 32H68V30L70 31V32H68V33H66V31H64V30H61V32H60V30L58 29H53V27L51 28L49 25H46V22H44L45 23V25L43 24V22L41 21V23L39 22V26H38V28H37V26L36 27H34V28H37L36 30H38V29H40V28H42V30H44V31H47V28L49 29V31H47V32H45V34L44 35H41L42 33H40L41 31V29L39 30V32L38 33H40V34H38V33H36L37 31L35 30H33V28H31V30H30V26H28L29 25V21H24L26 18H28L26 15ZM31 14H33V15H31ZM41 14V15H40ZM46 14V15H45ZM68 16V17H70L69 18V20H68V17L66 16V15ZM113 14H116V15H113ZM155 14V15H154ZM158 14V15H157ZM24 15H25V17H24ZM31 15V16H30ZM51 15L53 16V17H51ZM55 15V16H54ZM107 15V16H106ZM113 15V16H112ZM131 15H133L132 17H130ZM188 15V16H187ZM23 16V17H22ZM61 16V17H60ZM136 16H137V18H136ZM141 16H143V18H147V20L145 21V23L143 24V26H142V23H141V25H140V20H139V18L141 17ZM147 16V17H146ZM158 16H160V17H158ZM182 16V17H181ZM186 16V17H185ZM24 18V19H22V18ZM67 17V18H66ZM133 17H134V19H133ZM163 17V16H162ZM57 18V19H56ZM58 18H60V19H58ZM63 18V19H62ZM155 18V19H154ZM184 18V19H183ZM185 18L189 21V24L188 23H186V22H188L187 20H185ZM29 19V18H28ZM27 19V20H28ZM35 20V21H36ZM72 22H71V21ZM76 20H78V21H76ZM136 20H138V22H136ZM145 20V19H144ZM148 20L150 21L151 20V23L149 22L148 24H147V22H148ZM152 20H154V21H152ZM184 20V21H183ZM192 20V21H191ZM35 21H34V24L36 25L37 23H35ZM134 23H133V22ZM183 21V22H182ZM27 22H29V23H27ZM70 22H71V24H70ZM79 22V23H78ZM119 24H118V23ZM128 22V23H127ZM131 22H132V24H131ZM154 22V23H153ZM191 22L194 24L193 26L191 25ZM24 23H26V25H24ZM31 23H33V22H31ZM30 23V24H31ZM59 23H57V25L59 24ZM125 23V24H124ZM199 23V25H196V24H198ZM216 23H221V21H219V22H216ZM42 24H43V26H42ZM64 24H65V26H64ZM107 24H108V26H107ZM115 25V24H118V25H115L114 27L112 26V28H111V25ZM123 24V25H122ZM138 24V25H137ZM67 25H69V28H68V26ZM105 25V26H104ZM128 25V26H127ZM130 25V26H129ZM135 25V26H134ZM145 25L147 26V27H145ZM24 26H28L27 27V31H26V27H24ZM41 26V27H40ZM49 26V27H48ZM70 26L73 28L72 30L70 29ZM75 26V27H74ZM99 26H101V25H99ZM123 26V27H122ZM151 26H152V28H151ZM24 27V28H23ZM44 27V28H43ZM108 27H109V29H108ZM126 27H127V29H126ZM141 27V28H140ZM193 29H192V28ZM68 28V29H67ZM107 28V29H106ZM116 28V29H115ZM154 28V29H153ZM21 29H22V31L24 30L25 32H23L24 34H20V36H22V37H19L18 35H19V31L21 32ZM52 31H51V30ZM110 29L112 30V31H110ZM115 29V30H114ZM122 29H123V31L125 32V33H123V31H122ZM129 29V31H127ZM141 29V30H142ZM151 29H153V30H151ZM29 30L31 31V32H33L34 31V33H31V34H33V35H30L29 33ZM102 30H103V32H102ZM104 30H106V32L104 31ZM120 32H119V31ZM141 30H140V33L139 34H142V32H141ZM215 30V29H214ZM219 30V29H218ZM56 33H55V32ZM58 31L60 32L59 33V36H58ZM62 31H64V32H62ZM114 31H115V33H114ZM186 31H185V33H186ZM51 32H52V34H53V32H54V36H56V34H57V37H53V35H51ZM97 32V33H96ZM117 32V33H116ZM120 34H119V33ZM47 33V34H46ZM50 33V34H49ZM68 34V35H66V37H65V35H64V37H62L63 36V34ZM91 33H93V34H91ZM96 33V34H95ZM101 33H103V34H101ZM112 33V34H111ZM13 34H14V36L15 37H13ZM17 34V35H16ZM48 34H49V36H52V37H49L48 36ZM61 34V35H60ZM98 34V35H97ZM105 34H107L108 36H106ZM119 34V35H118ZM138 34V35H139ZM214 34H217V30L216 31H214ZM45 35H46V37H45ZM104 35V36H103ZM112 37H111V36ZM118 35V36H117ZM18 38H17V37ZM24 36V37H25ZM40 36L42 37V38H40ZM88 36V37H89ZM115 36H117V37H115ZM3 37V38H2ZM23 37V38H24ZM50 38L49 40H50V42H48L49 40H45V39H47V38ZM59 37V38H58ZM93 37H89V38H93ZM97 37H95V38H97ZM107 37H109V38H107ZM22 38V40H21V42L23 43V41L25 40V38L23 39ZM61 38V39H60ZM65 38H66V40H65ZM114 38V39H113ZM214 38H217L216 36L214 37ZM213 38V39H214ZM7 39V38H6ZM9 39V38H8ZM14 39H15V42H14ZM20 39V40H19ZM59 39V40H58ZM64 39V40H63ZM94 39V38H93ZM5 40V39H4ZM17 40V41H16ZM55 40V41H56ZM0 41V42H1ZM19 41V42H18ZM29 40H27V42H28ZM55 41H54V44L52 45V46H54L55 44H57V43H55ZM27 42H25V43H27ZM29 42H33V41H29ZM33 42V43H34ZM43 42V43H42ZM44 42H45V44H44ZM17 43H15L14 45L17 47H20L21 45H23V44H25V43H23V44H19V45H17ZM48 43V44H47ZM61 43H63V42H60V44H57V45H59L60 47H61ZM214 44L215 43H218L217 41H214L213 42ZM30 44V45H29ZM28 45L31 47V45H33V44H31V43H29ZM41 44H44L43 46L41 45ZM25 46H27V45H23L22 46V48H19L20 49V51H21V49H22V52H24L25 54H31V53H33V54H31V55H34V54H36V53H34L35 51L37 52L39 49H34L33 47H35L34 45H33V47H31V48H33L34 49V51L33 52H28V50L30 49V48H28V50L26 51V47ZM51 46V45H50ZM51 46V47H52ZM58 46V47H59ZM96 46V47H95ZM51 47H48L49 49L51 48ZM55 47H56V45H55ZM55 47H52V49L49 51L50 53H52V50H54L55 52H56V56L57 55H59L60 57H61V60H62V58H63V60L65 61V60H68V59H66V58H64L62 55L64 54L63 53V51H64V49L61 47V48H59L58 49V51H56V49H54ZM58 47H56V48H58ZM94 47V48H93ZM99 48V49H97L98 51H96V50H94L95 48ZM211 47V46H210ZM23 48H24V50L25 51H23ZM74 49L76 48V49H78L77 51H79V49H80V52L82 51V53H78V54H80V55H90V52L91 51H93V52H91V54L93 55L94 54V52L96 51V53H97V55L100 53V54H102V52L104 51V49L103 50H101L100 48H102V47H100V45L99 46H97V45H92V49L93 50H89L90 49V47H89V49L88 48H85L86 50L88 49V52L86 51V52H84L85 51V49L84 48H82V47H73ZM81 48H82V50H81ZM46 49V48H45ZM60 49H62L60 52L61 53H59V50ZM72 49V48H71ZM76 49L73 51H70L69 52V50L70 49H68L67 51H64L65 52V54H75V52H76ZM42 50V49H41ZM66 50V49H65ZM100 50L102 51V52H100ZM30 51H31V49H30ZM40 52H42V51H38L37 53H40ZM43 52H44V50H43ZM42 52V53H43ZM48 52V53H49ZM99 52V53H98ZM48 53H46V54H48ZM50 53L48 54V58H50V60H51V57H49V55H50ZM54 53V52H53ZM76 53V54H77ZM84 53H86V54H84ZM96 53H95V55H96ZM104 53V52H103ZM61 54V55H60ZM36 55H39V54H36ZM41 55V57H42V55L43 54H40ZM51 55H53V54H51ZM55 55H53V56H55ZM44 56V55H43ZM55 56V57H56ZM58 56V57H59ZM58 57H56V61L57 62H60L61 60L60 59H58L57 60V58ZM59 57V58H60ZM43 58V57H42ZM44 58H47V55L46 56H44ZM53 60V62L55 61V58L54 59H52ZM51 60V61H52ZM63 63V62H62ZM61 63V64H62ZM68 63V61H66V64ZM76 71H78V69H76ZM72 72H74V70H72ZM59 73V72H58ZM62 74H64V73H62ZM59 75H61V74H59ZM1 81V80H0ZM1 83V82H0ZM3 81H2V83L0 84V93H1V95L3 94V96L5 95H7L10 91L9 90H11V88L8 86L9 84H6V83H4L3 85ZM7 85V86H6ZM8 87V88H7ZM4 89V90H3ZM8 92V93H7ZM7 93V94H6ZM235 93H236V95H235ZM207 94V93H206ZM232 94V95H231ZM237 94H239L240 95V93H238L237 92V90H235V87H231L230 88V91L228 92V97H234L233 99H236L237 98ZM0 95V101H2V102H0V103H2L1 105H0V107L3 105V108H4V104L6 103V104H9V102H8V100H5L7 97H9V96H6V98H5V96L3 97V96H1ZM230 95V96H229ZM234 95V96H233ZM238 95V99H239V96ZM204 96V97H203ZM207 96V97H206ZM4 99H3V98ZM213 95L212 94H207V95H202V99L205 101L204 102V104L203 105H205V103H206V105L203 107V109L201 110L202 112L200 113V114H202L200 117H198V120L200 121L201 120V122H202V124H201V122H199L198 121V125H195V121L193 120V124L194 125H192V123L190 124L189 122L187 123L188 124V127L189 126H191L192 125V127H190V129L189 128H187V129H189V130H191V128H193V129H197V127H199V129H200V126H203L200 130H201V134H202V130H203V134H205V136H206V138H204L203 139V137L204 136H201V141L199 142V143H197L196 141H199L200 140V137L198 138L197 137V139H196V137H195V139H192V138H189L188 139V143L187 144H180L179 142H177V141H170V140H173V138L176 136L174 133L175 132H173L174 130H171V129H173L171 126H169V125H167V126H165V127H163V129L161 130V129H159L160 131H162V133L159 131V130H157V132L159 131L160 132V135H159V132L158 133H156L154 136L156 137H152V139H154V140H152V142L153 143H148V144H145L146 145V147H147V149H148V152L150 153V154H153L154 152V154H153V156H155L154 158H156V160H158L157 162L159 163H157V166L159 167V170H161V167H160V164H161V166L163 165V163H164V165H166L167 166V168L165 167V166H162V170H161V172L159 171V173H164L166 176H167V178H168V181L170 180V182H167V188H168V190H167V188L165 187V193L168 191V192H170V193H166V195H165V198H163L164 200H166V201H168V204H170L171 203V207L172 208H170V207H167V209L168 210H171V211H177L176 213H178V214H181V212L182 213H184L185 214V216L188 218V219H190L192 216V220L193 219H198V220H200L202 217H204L205 216V219L203 220V221H206L207 220V222L208 221H210L211 219H212V217H211V215L209 216V215H207V211H205V208H206V205L207 204H209V201H211V203L210 204H212V200H210L208 197V199L206 198V196L204 195V192H203V195L202 196H200V195H198V198L196 197V192L194 193V187L195 186H193V185H191L190 184V187H189V184H186L185 182H187V178H184L185 180H183V178H182V176H183V174H185L186 172L184 171V170H187V172H188V170H190L191 172H199V173H203V171L205 172V170L206 169H208L209 168V170L212 172V174H215V175H217V176H221V177H219L220 179H222L223 181H225V175L226 176H228V175H230V170L228 169V167H225V165L223 164V159H224V154L226 155V154H233V152L234 153H236V154H238V156H240V159L242 160V161H249V162H251V163H246V161L245 162H243V163H246V164H248V165H252V164H254V163H257L258 161L257 160H260V158H261V154L259 155V153H261V151H260V148L258 147V149H257V147H255V145H257L258 143H260V138H263V136H264V134H263V132H264V121H262L260 118V120L258 119V120H256L255 119V117H253V116H257V115H255V113H254V115L252 116L251 114H253V112L251 113L249 110H251V108H249V106L250 105H246V106H248V107H246L245 106V108H243L242 110H244V112L241 114L242 116H243V119H241L240 121H242V122H236L237 123V125H236V123H232V121H229L228 120V118L227 117H224V116H221V117H219V118H217V119H215V118H213L212 116H211V113H209V114H204V113H206L205 112V109L208 107V106H218V104H216V99H215V97H213ZM205 98V99H204ZM231 98V99H232ZM5 100V101H4ZM215 100V101H214ZM5 103H4V102ZM7 101V102H6ZM208 101V102H207ZM207 103H208V106H207ZM6 108V107H5ZM248 108V109H247ZM246 110H248V111H246ZM250 112V113H249ZM222 117L223 118H225V119H227V120H222ZM258 117H261V116H258ZM253 118V119H252ZM207 119V120H206ZM214 119V120H213ZM221 119V120H220ZM245 119V120H244ZM250 119V120H249ZM255 119V120H254ZM254 120L255 122H252V121ZM187 121H190L191 122V119L189 120V119H187ZM186 121V122H187ZM219 121H221L220 123H219ZM227 121V122H226ZM260 121V122H259ZM185 122V120H184V123H186ZM204 122V123H203ZM257 122V123H256ZM262 122V123H261ZM241 123V124H240ZM248 123V124H247ZM200 124V125H199ZM240 126H239V125ZM250 124V125H249ZM251 124H252V126H251ZM257 124V125H256ZM263 124V125H262ZM52 125L53 124H47V126H46V129H47V131H44L43 132V134H39L38 135V137L37 138H35L34 140H33V136H32V133H31V135L29 134L30 133V131L31 130H25V131H20V132H18L17 134H14L13 135V137L12 136H10L9 137V140L10 141H7L6 142V144L7 143H10V142H13V141H15V142H17V141H20V142H23V143H19V142H17V144L18 145H16L15 146V144H13V146H15V148L14 147H12V148H10L11 150H9L8 148H4V146H0V147H3L2 149H3V151H4V153H2L3 154V156H0V158H2V159H0L1 161H0V175H1V172H2V174H5L4 172H6V175L7 176H5V178H3V180H2V178L0 179V214L1 213H3V215H0V264H80V261L81 262H85V261H87L86 259H87V257H93V256H90L91 254H92V252L94 251L93 249H96L95 247L96 246H99L100 248H101V246H103V245H105V242L104 241H106L107 242V240L104 238V237H101L100 235H102L103 234V232H102V230L104 231L105 229L107 230V231H109L110 230V228H118V230L117 229H115V231L117 230L119 233L121 232V230L119 231V229H127V230H129V229H132V228H134V227H139V226H141V224L142 225H145V224H143V223H146L147 222V224L149 223V225L150 226H155V225H153L154 223H156L157 225H156V227H160V228H162L161 226H163V225H168V224H161V223H167L166 221H168V219H170V217L168 216V214H167V209L166 208H164V207H166V204H165V206H163L164 205V201L163 200H161L162 201V206H163V209L165 210H163V209H161L162 207H161V204H160V202L161 201H157V199L154 197V199H155V201H157V203L154 201V200H152L153 199V197L152 196H150V198L148 197V196H146V197H148V199L146 198L145 199V194H147L146 192H147V188L145 187L146 186V182H144V183H146V184H142L141 182H140V180H144L143 179V177L141 176V175H139V177H138V174H140V168H135V170H131V168L133 169V167H125V169L124 170H122V168L123 167H121V166H118L117 164H112V162H111V165H115V169H112V168H114V167H112L110 164H108L107 165V163H108V161H107V163L105 162V161H103V159L104 160H108V159H110L109 157H110V155H113V154H117V152H110L111 154H109V150L111 149L110 148V146H111V143H112V141H110L108 138H106L107 136H106V134L105 133H103V134H100L99 135V137L97 136L96 137V140L98 141V143H102V144H97L96 146H90L89 145V143L88 142H84L83 141V143H82V141L81 142H79L78 143V145H77V147H75L74 148V150H76L77 151V149L78 150H80V151H77V152H75V154L77 153V155H75L74 154V151H72V152H70V154L72 153V155H75L74 156V159H75V157H78L77 159L79 160V158H83V161L81 160H79V162H78V160H74L73 162H71L70 160L68 161V159L66 160L65 158H64V160H62L63 162H65V164H66V162L68 161L69 162V166L67 165V167L66 166H64L63 167V165H65L64 163H63V165H62V161L61 160H59V158H57V160H55V159H48L47 158V160L48 161H45L46 159H44L43 160V158H42V160H40L41 158H40V156L38 155V156H36L35 154V152H37V151H35V149L34 148H31L30 150L31 151H34V153L33 152H31L28 148H29V146L31 145V144H33V145H31V146H34V143L36 142V139H38V141H40L41 139H46L45 140V142L43 141L42 142V144L44 145L43 147L44 148H47L46 150H44L45 152H48L49 153V155L51 154V153H53L54 154V149H55V151L57 152V153H59V149H58V143L59 142H61L62 140L61 139H65V137L64 136H62V138H60V141H59V139H58V137H61V133H63L62 132V130H60V133H59V128L56 126V125H53V126H55V127H53L52 128ZM231 125V126H230ZM234 126V127H233ZM236 126V127H235ZM261 126V127H260ZM51 127V128H50ZM167 127H169V128H167ZM238 127V128H237ZM48 128H49V130H48ZM56 130H55V129ZM166 128V129H165ZM171 128V129H170ZM237 128V129H236ZM240 128V129H239ZM245 130H244V129ZM253 128V129H252ZM53 129V130H52ZM168 129V130H167ZM168 132H167V131ZM188 130V131H189ZM205 130H206V132H207V134L205 133ZM234 130V131H233ZM238 130H239V132H241L240 134L241 135H239L238 133ZM249 130V131H248ZM27 131V132H26ZM55 131V132H54ZM56 131H57V133H56ZM164 131V132H163ZM26 132V133H25ZM32 132V131H31ZM165 132H167V133H169V132H171L172 134H170V136L172 137V138H170V136L168 137V135L169 134H165ZM190 132V131H189ZM237 132V133H236ZM56 133V134H55ZM165 134V137H162V136H164V134ZM28 134H29V136H28ZM55 135V137H53L52 135ZM159 136H158V135ZM161 134H162V136H161ZM237 134H238V136H237ZM16 135V136H15ZM44 135V136H43ZM48 135V136H47ZM51 135V136H50ZM57 135H60V136H58L57 138H56V136ZM175 135V136H174ZM236 136V138H240L243 142H245V145H240V146H234L233 145V141H232V139H236L235 138V136ZM26 137V139H24L25 137ZM33 137V138H28V137ZM102 138H101V137ZM160 136H161V138H160ZM174 136V137H173ZM198 136V135H197ZM241 136V137H240ZM23 138V139H21V138ZM48 137V138H47ZM64 137V138H63ZM210 137V138H209ZM20 138V139H19ZM28 138V139H27ZM50 138V139H49ZM99 138H100V140H99ZM163 138V139H162ZM168 138V139H167ZM232 138V139H231ZM249 138V139H248ZM29 139H31L30 141H29ZM56 139L59 141H57V143H56ZM103 139H106V140H104V141H106L107 142V140H109L108 142H109V144H108V142L107 143H105L104 141H103ZM158 139H161V140H163V141H161V140H158ZM170 139V140H169ZM258 139V140H257ZM5 140H7V139H5ZM21 140H23V141H21ZM49 140H51V141H49ZM55 140V141H54ZM156 140H158V144L156 143L157 141ZM164 140H165V143H164ZM192 140V142L193 141H195V144H193L192 142L190 143V141ZM253 140H255L254 141V143L251 145V144H246L248 141H253ZM258 142H257V141ZM1 141H4V139L3 140H1ZM29 141V142H28ZM34 141V142H33ZM52 141H54V145H55V143H56V145H57V147H56V145H55V148L53 147L54 145H53V142ZM101 141V142H100ZM169 141L171 142V143H169ZM205 141V142H204ZM31 142V143H30ZM67 142V141H66ZM65 140H64V142L62 141L61 143H63L64 144V146H65ZM111 142V143H110ZM155 142V143H154ZM168 142V143H167ZM174 142H176L175 144H174ZM204 142V143H203ZM233 142V143H232ZM257 142V143H256ZM30 143V144H29ZM60 143V144H61ZM197 143V144H196ZM202 143V144H201ZM249 143V142H248ZM28 144H29V146H28ZM62 144V145H63ZM81 144H83V145H81ZM86 144H88V145H86ZM106 144V145H105ZM153 144V145H152ZM167 144H170V145H167ZM173 144H174V146H173ZM199 144V145H198ZM47 145H48V147H47ZM53 145V146H52ZM155 145V146H154ZM172 145V146H171ZM181 145V146H180ZM195 145L197 146V147H195ZM203 145V146H202ZM233 145V146H232ZM248 145V146H247ZM28 146V147H27ZM51 146V147H50ZM178 146V147H177ZM183 146V147H182ZM185 146H188V147H185ZM27 147V148H26ZM65 147H67V146H65ZM62 148V150L64 149V150H66V149H68V147L67 148ZM79 147V148H78ZM82 147V148H81ZM87 147V148H86ZM94 147H95V150H94ZM100 147V148H99ZM104 147V148H103ZM108 149V153H107V155H104L102 152L104 151V150H106V151H104V153H106L107 152V149ZM149 147V148H148ZM154 147H156L155 149H154ZM168 147V148H167ZM171 147H173L172 149H171ZM182 147V148H181ZM198 148L197 150V152H199V153H196V150H194V149H192V148ZM250 147V148H249ZM253 147H255V149L253 148ZM26 148V149H25ZM57 148V149H56ZM98 148H99V150H100V152L102 153V155L100 156L99 155V150H98ZM102 148V149H101ZM153 148V149H152ZM177 148H178V150H180V151H178L177 150ZM186 148V149H185ZM191 148V149H190ZM199 148H201V150L199 149ZM53 149V150H52ZM82 149H87V151H84V150H82ZM92 149V151H90ZM165 149L167 150H169V151H165ZM190 151H188V150ZM20 150H23V151H26V152H24V153H21L20 152ZM31 152H29V151ZM58 150V151H57ZM167 152V153H165L164 154V152ZM184 150H186L185 151V153H184ZM192 150H194V151H192ZM203 150V151H202ZM234 150V151H233ZM22 151V152H23ZM91 153H90V152ZM110 151H112V149L110 150ZM8 152H10L9 154H8ZM63 152V151H62ZM83 152H86L85 153V155H84V153ZM92 152H93V154H92ZM170 152V153H169ZM186 152H189V153H186ZM203 152V153H202ZM256 152V153H255ZM258 152V153H257ZM81 153V154H80ZM83 153V154H82ZM94 153H96V155L94 154ZM158 153V154H157ZM161 153H163V154H161ZM191 153V154H190ZM242 153V154H241ZM5 154V155H4ZM15 154V155H14ZM30 154V155H29ZM37 154H39L38 152H37ZM53 154H51L50 156L53 158ZM63 154H64V152H63ZM78 154H80V155H78ZM87 154V155H86ZM90 154H92V157H91V155ZM157 154V155H156ZM197 156H196V155ZM204 154V155H203ZM212 154V155H211ZM241 154V155H240ZM254 154H256V156L254 155ZM13 155V156H12ZM158 155H159V157H158ZM162 155H165L164 157V159L162 160V158H163V156ZM181 155V156H180ZM183 155V156H182ZM191 155V156H190ZM196 157H195V156ZM200 157H199V156ZM209 155V156H208ZM211 155V156H210ZM243 155V156H242ZM253 155V156H252ZM29 156H31V157H29ZM35 156V157H34ZM54 156H56V155H54ZM82 156V157H81ZM94 156V157H93ZM158 158H157V157ZM161 156V157H160ZM194 156V157H193ZM13 157H15V158H13ZM86 157H91V158H89V159H87ZM95 157L97 158V159H95ZM98 157H101V158H98ZM179 157V158H178ZM192 157V158H191ZM223 157V158H222ZM25 158V159H24ZM28 158V159H27ZM32 158H36L35 160L33 159L32 160ZM85 158L87 159V160H85ZM103 158V159H102ZM107 158V159H106ZM185 158V159H184ZM200 158V159H199ZM210 158V159H209ZM212 158V159H211ZM244 158V159H243ZM7 159V160H6ZM15 159V160H14ZM30 159H31V161H30ZM93 159H95V160H93ZM178 159V160H177ZM187 159V160H186ZM189 159V160H188ZM205 159V160H204ZM207 159V160H206ZM208 159H209V161H208ZM248 159V160H247ZM26 160V161H25ZM29 160V161H28ZM40 160V161H39ZM52 160H53V162H52ZM88 160H89V162H90V164H94L93 165V167H96L97 169H94L93 167L90 169L91 171H89V168H87L88 169V171H86L87 169H86V166L85 167H83L84 166V164H83V166L82 167H78V163H79V165H80V163L81 162H84L85 161V163L87 164V163H89L88 162ZM111 160V159H110ZM109 160V161H110ZM162 160V161H161ZM179 160H180V164H179ZM196 160V161H195ZM198 160V161H197ZM199 160H202L201 162L199 161ZM38 162L39 163V167L41 168V174L43 175L44 173L46 174V171H47V174L48 173H50V174H48V175H50V176H48L49 177V180H50V178L52 177V175H53V177H54V175L56 176V177H58V173H60V175H61V177L59 176L58 178H53V182L52 181H50V184H48L47 182H45L44 184H43V182L42 181H40V184L39 183H34V184H32V182H31V180L29 179L30 178V175L25 171V170H23V169H21V167L20 166H24V165H26V164H29L30 162ZM94 161V162H93ZM168 161V162H167ZM177 161H178V164H179V166L178 165H174V164H176L177 163ZM26 162V164H24ZM36 162V163H37ZM50 162V163H49ZM59 165L58 166V168H57V164ZM72 164H71V163ZM163 162V163H162ZM209 162V163H208ZM2 163H4V164H2ZM21 163V164H20ZM46 163V164H45ZM77 163V164H76ZM114 163V162H113ZM116 163V162H115ZM197 163V164H196ZM200 163H203V164H200ZM222 163V164H221ZM242 163V164H243ZM16 164H18V165H16ZM23 164V165H22ZM44 164V165H43ZM48 164V165H47ZM54 164V165H53ZM68 164V163H67ZM73 165V164H75L74 166L75 167H73L72 168V166L71 165ZM168 164V165H167ZM171 166H170V165ZM191 164V165H190ZM199 164H200V166H199ZM204 164H206V165H204ZM210 164V165H209ZM7 165V166H6ZM82 165V164H81ZM80 165V166H81ZM106 165H107V167L108 168H106ZM117 165V166H116ZM184 165H186L187 167L185 168V166ZM209 165V166H208ZM6 166V167H5ZM14 166H16V168H14ZM43 166H45L44 168H43ZM51 166V167H50ZM54 166V167H53ZM92 166V165H91ZM174 166V167H173ZM179 167L180 169V171H178V169L176 168V167ZM182 166L185 168H182ZM189 166V167H188ZM5 167V168H4ZM9 167V168H8ZM12 167V168H11ZM19 167V168H18ZM70 167V168H69ZM116 167H117V169H116ZM157 167V168H158ZM163 167H165L164 168V170H163ZM172 167H173V169H172ZM196 167V168H195ZM204 167H207V168H204ZM14 168V169H13ZM18 168V169H17ZM46 168V169H45ZM52 168V169H51ZM120 168V169H119ZM130 168V169H129ZM193 168H195V169H193ZM6 169V170H5ZM8 169V170H7ZM16 169V170H15ZM46 171H45V170ZM57 171L56 173H54L55 171ZM57 169V170H56ZM58 169H61V171L59 172L58 171ZM65 169V170H64ZM68 169V170H67ZM93 169L94 170H97V172L99 173L98 174V176L100 175V177H101V175H102V177H103V181H102V188L101 189H99L98 191L97 190H95V192L94 191H90L91 190V187H90V183H91V177H90V175H89V173L90 172H92L93 171ZM105 169L107 170V171H105ZM119 169V170H118ZM136 169H139V171L137 170L136 171ZM177 169V170H176ZM192 169H193V171H192ZM215 171H214V170ZM4 170V171H3ZM101 170H103V171H101ZM196 170V171H195ZM201 170V171H200ZM49 171V172H48ZM52 171V172H51ZM63 171V172H62ZM100 171H101V173H100ZM132 171V172H131ZM136 171V172H135ZM171 171V172H170ZM176 171H178L177 173L180 175V179H182L183 181H181L180 179H178L177 180V176H179V175H175L176 174ZM207 171V170H206ZM263 171V172H262ZM16 172V173H15ZM25 172V173H24ZM44 172V173H43ZM88 174H87V173ZM169 172V173H168ZM174 172V173H173ZM179 172H181V174L179 173ZM215 172V173H214ZM52 173V174H51ZM65 173V174H64ZM171 173V174H170ZM226 173V174H225ZM164 174H162V175H164ZM219 174V175H218ZM225 174V175H224ZM260 174L263 176V178H262V180L264 181V165H262V167H261V169H260ZM62 175H64V176H62ZM161 175V176H162ZM165 175H164V179L166 178L165 177ZM223 175H224V177H223ZM1 176H3V175H1ZM29 176V177H28ZM176 178H175V177ZM101 177V178H102ZM142 177V179H140ZM171 177H174V179L175 180H173V179H171ZM13 178V179H12ZM29 180H28V179ZM59 178L61 179V180H59ZM106 178V179H105ZM139 178V180H137ZM166 178V179H167ZM224 178V179H223ZM4 179H5V181H4ZM7 179V180H6ZM9 179V180H8ZM55 179H58V180H55ZM171 180H173V181H171ZM56 181H58V183L56 182ZM61 181V182H60ZM177 181V182H176ZM29 182V183H28ZM42 182V183H41ZM88 182H89V185H88ZM137 182V183H136ZM139 182H140V184H139ZM172 182V183H171ZM180 184H179V183ZM183 182V183H182ZM49 185H47V184ZM52 183L54 184V188H53V185H52ZM66 183V184H65ZM107 183V184H106ZM122 183V184H121ZM169 183H171V184H169ZM25 184H27V186H25ZM43 184V185H42ZM62 184H65L66 186L64 187V185L61 187V185ZM103 184H105L104 185V187H103ZM172 185L171 187L169 186V185ZM185 184H186V186H185ZM52 185V186H51ZM60 186V188H59V186ZM133 185V186H132ZM136 185V186H135ZM35 186L39 189V187L41 188V186H42V188L41 189H37V188H35ZM89 186V188H87ZM125 186V187H124ZM138 186V187H137ZM140 186H141V188H140ZM177 186V187H176ZM183 186H185V187H183ZM193 186V187H192ZM204 186V184L203 185H200L199 184V188L200 189H202V191H204L203 190V187ZM233 186L234 185H232L231 187L233 188ZM44 187V188H43ZM86 187V189H84ZM106 187V188H105ZM132 187V188H131ZM189 187V188H188ZM191 187H192V189H191ZM203 187V188H202ZM26 188V189H25ZM59 188V189H58ZM106 190H105V189ZM38 191V193H37V191ZM43 189V190H42ZM51 189V190H50ZM55 190V191H53V190ZM90 189V190H89ZM104 189V190H103ZM124 191L123 193H121L122 192V190ZM146 189V190H145ZM32 190H34V191H32ZM51 191V192H49V191ZM137 190V191H136ZM141 190H142V192H145V193H142L141 192ZM144 190V191H143ZM174 190V191H173ZM183 190V191H182ZM188 190V191H187ZM57 192V195H59V196H56L53 192ZM105 191L107 192V193H105ZM173 191V192H172ZM49 192V193H48ZM73 192V193H72ZM93 192V193H92ZM127 192V193H126ZM140 192V193H142V195H140V193L138 194V193ZM189 192V193H188ZM194 193L193 195L191 194V193ZM33 193L36 195H34L35 196V200L37 201V203L35 204V203H33V201H35V200H33V198H31V197H34V196H32L33 195ZM39 193H41L40 194V196H39ZM44 193V194H43ZM89 193V194H88ZM91 193V194H90ZM186 193V194H185ZM27 194V195H26ZM73 194V195H72ZM96 194V195H95ZM104 194V195H103ZM109 194V195H108ZM122 194V196H120ZM125 196H128V197H125ZM133 194L134 195H137V196H133ZM144 194V195H143ZM188 194V195H187ZM190 194V195H189ZM199 194V193H198ZM201 194V193H200ZM38 195V196H37ZM91 195V196H90ZM92 195H93V197H92ZM107 195V196H106ZM132 195V196H131ZM15 196H16V198H15ZM29 196V197H28ZM31 196V197H30ZM53 196V197H52ZM73 196V197H72ZM98 196L100 197V198H98ZM108 196H109V198H108ZM140 196H142V198L140 197ZM167 196V197H166ZM187 196H188V198H187ZM190 196H192V197H190ZM22 197V198H21ZM96 199H95V198ZM125 197V198H124ZM137 197V198H136ZM144 197V198H143ZM185 197V198H184ZM199 197L200 198H202V199H199ZM12 198V199H11ZM135 198H136V200H135ZM140 198V199H139ZM152 198V199H151ZM168 198V199H167ZM18 199V200H17ZM128 199V200H127ZM141 199H143V201H141ZM150 199V200H149ZM182 199H184V201L182 200ZM188 199V200H187ZM195 199V200H194ZM202 200L200 203H199V201L198 200ZM204 199H206L207 201H204ZM10 200V201H9ZM12 200V201H11ZM13 200H15L16 202H17V204L15 205V201L13 202ZM64 200H65V205L67 206V208H66V206H64L63 205V203H64ZM67 200V201H66ZM99 200H100V202H99ZM187 200V201H186ZM194 200V201H193ZM197 200V201H196ZM108 201V202H107ZM121 201H122V203H121ZM145 201V203L143 204V202ZM152 201V202H151ZM183 201V202H182ZM74 202V203H73ZM76 202H80V203H82L83 205H86L87 207H88V209H90V212L92 211V210H94L92 213H89V211H88V209L86 210L87 211V213H89V214H92L91 216H92V220H93V222H92V220H91V217H90V215H89V218H90V221L88 222V223H85V224H83V222H81L79 219H77L78 218V216L76 217L75 215H77V213H76V211H73L74 210V204L76 203ZM125 202L127 203V208H126V204H125ZM129 202V203H128ZM180 202H182V203H180ZM195 202H196V204H195ZM199 203V208H198V203ZM206 202V204H204ZM13 203V204H12ZM66 203H68V204H66ZM101 203V204H100ZM142 203V204H141ZM158 204V206H156V205H152V204ZM166 203V202H165ZM188 203H190V206H189V204ZM62 206V207H58V206H60V205ZM72 204V205H71ZM122 204V205H121ZM138 204H139V206H138ZM141 204V205H140ZM160 204V205H159ZM203 204V205H202ZM97 205V206H96ZM101 205V206H100ZM103 205V206H102ZM124 205V206H123ZM133 205L135 206V207H133ZM138 207H137V206ZM180 205V206H179ZM183 205H184V207H183ZM186 205V206H185ZM205 205V206H204ZM59 208V210L57 209V207ZM96 206V207H95ZM98 206H99V208H98ZM123 206V207H122ZM143 206V207H142ZM169 206V205H168ZM181 206H182V208H181ZM188 206H189V209H188ZM54 207H56V208H54ZM64 207L66 208V210L64 209ZM68 207H69V210H68ZM85 207V206H84ZM153 207V208H152ZM160 207V208H159ZM195 207H197V210H196V208ZM204 207V208H203ZM38 208H40V209H43V210H40V209H38ZM50 208H51V210H50ZM64 209V210H60V209ZM93 208V209H92ZM95 208H96V210H95ZM98 208V209H97ZM138 208H140V209H138ZM156 208H157V210H156ZM192 208V209H191ZM196 210H194V209ZM203 208V209H202ZM36 209V210H35ZM39 211H38V210ZM46 209H48V211L49 212H44V210H46ZM71 209H72V212H71ZM85 209H86V207H85ZM158 209H160V210H158ZM181 209H183V210H181ZM191 209V210H190ZM4 210H7V211H4ZM32 210H33V212L34 213H36V212H39V213H37V214H39L38 216H37V214H36V218H35V214H30V213H33L32 212ZM53 210H55L54 212H52ZM68 210V211H67ZM180 210H181V212H180ZM188 211V212H186V211ZM190 210V211H189ZM57 211H59V213H60V216L58 215V213H57ZM67 212V213H64V212ZM171 211H169V212H171ZM203 211H204V213H205V215H204V213H203ZM5 212H6V214H5ZM7 212H9V213H7ZM44 212V213H43ZM51 212V213H50ZM61 212H62V214H61ZM202 213V217H200L201 216V213ZM72 213H74V217H73V214ZM189 213H190V215H189ZM198 213V214H197ZM68 214V215H67ZM72 215V217H70V215ZM34 215V216H33ZM58 215V217H56ZM204 215V216H203ZM5 216V217H4ZM26 216V217H25ZM70 217L69 219L71 220H69V219H67L66 220V218L67 217ZM23 217H24V219H23ZM28 217V218H27ZM29 217H31V220H29L30 218ZM66 217V218H65ZM196 217V218H195ZM198 217V218H197ZM210 217H211V219H210ZM21 218H22V220H21ZM27 218V220H28V222L25 220ZM56 218V219H55ZM36 219V220H35ZM43 219V220H42ZM76 219V220H75ZM190 219V220H191ZM209 219V220H208ZM19 220H21L22 222L25 220V222H26V224L24 225V224H22ZM58 222H57V221ZM61 220H62V225H61V228L59 227V225H60V222H61ZM64 220H65V222H67V223H65L64 222ZM68 221H70V222H68ZM74 223H73V222ZM77 221V222H76ZM154 221V222H153ZM92 222V223H91ZM206 222V223H207ZM24 223V222H23ZM59 223V224H58ZM70 223H71V225H70ZM78 223V224H77ZM79 223H80V225H79ZM84 225H82V224ZM158 223H160V224H158ZM69 224V225H68ZM205 224V223H204ZM57 225V226H56ZM65 225V226H64ZM76 225V226H75ZM77 225H78V227H77ZM82 225V226H81ZM88 225V226H87ZM139 225V226H138ZM159 225V226H158ZM63 226H64V228H63ZM69 226V227H68ZM71 226V227H70ZM96 226V227H95ZM61 229L60 231H59V228ZM65 227H66V229H65ZM87 227V228H86ZM92 227H94V228H92ZM72 228V229H71ZM78 228V229H77ZM83 228V229H82ZM97 228V229H96ZM101 230H99V229ZM102 228V229H101ZM151 228V227H150ZM149 228V229H150ZM160 228L158 229V231L160 230ZM65 229V230H64ZM70 229V230H69ZM82 229V230H81ZM88 229V230H87ZM109 229V230H108ZM64 230V231H63ZM114 231V229H111L110 231ZM107 231H104V234L102 235V236H106V232ZM148 231V230H147ZM212 231H214V229L212 230ZM100 233V234H99ZM102 233V234H101ZM122 233V232H121ZM121 233L120 234H118V235H121ZM140 235H142V236H140V237H142V239H145L147 242H145V244L144 245H142L139 249H138V251H136L137 253H138V255L137 256H135V254L132 256L133 257V259H135V260H133V259H131L130 260V258H131V256H128V255H125L124 253L121 255L120 254V252L122 251V252H124L123 250H125V249H123V248H126L125 247V245H124V247L123 246H121V247H123L122 249H119V252H111V251H109V252H111L112 254H110V255H108V257H106V255H104L103 257H101L100 258V260H102V262L98 259V261H96V264H97V262H99V264H105V262L106 261H108L107 259H110V257H111V259H110V261H108V262H106V264H133V261H137V259L139 260V262L141 263V264H143V263H145L146 261H147V264L149 263V264H152V263H150L149 261H155V259L157 260V261H155L156 263H160L159 261H158V259L161 261V263L160 264H164V262H165V264H166V262L168 261H166L165 259H169V256H167V258H164V257H166V256H162L161 254H160V252L161 251H163V248H165L166 246H168L167 244H169L170 243V247L172 248H174V245H172L173 243V239H172V236H168V235H166L165 233H160L159 232V234H158V236H155V238L152 236V237H150L151 235H147V234H140ZM147 235V236H146ZM161 235V236H160ZM145 236V237H144ZM164 236H166V237H168V239L166 238V237H164ZM101 237V238H100ZM171 237V238H170ZM148 240H147V239ZM151 238V239H150ZM153 238V239H152ZM209 239H210V237H208ZM100 239H101V241H103L102 243V245L100 246V244H101V241H100ZM105 239V240H104ZM208 239V240H209ZM98 243H100V244H98ZM172 245V246H171ZM165 246V247H164ZM99 247H97L98 248V252H102V250L103 249H105V248H103L102 250H99ZM172 248V249H173ZM93 250V251H92ZM91 251V252H90ZM140 251H142V252H140ZM104 252H105V250H104ZM103 252V253H104ZM135 252V253H136ZM97 252L95 251V252H93V254H95V255H97L96 254ZM102 253V254H103ZM115 253H117V255H118V253L120 254L119 256H121V257H118V256H116L115 257ZM140 253V254H139ZM162 253V252H161ZM158 254H159V256H158ZM94 255V256H95ZM98 255H99V253H98ZM112 256H113V258H112ZM159 257L158 259H157V257ZM46 257V258H45ZM64 257V258H63ZM136 257H137V259H136ZM161 257H163L162 259H161ZM85 258V259H84ZM96 258H97V256H96ZM104 260H103V259ZM117 258V259H116ZM120 260H119V259ZM202 258V257H201ZM45 259V260H44ZM47 259V260H46ZM49 259V260H48ZM84 259V260H83ZM92 259H94V258H92ZM105 259H106V261H105ZM115 259V261H113ZM126 259H128V260H126ZM203 259V258H202ZM202 259H200V261H199V264H200V262H202V264H204V259L202 260ZM91 260V259H90ZM133 260V261H132ZM202 260V261H201ZM46 261H48L47 263H46ZM103 261H105V262H103ZM44 262V263H43ZM110 262V263H109ZM139 262H137V264L139 263ZM163 262V263H162ZM139 263V264H140ZM83 264V263H82ZM134 264H136V263H134ZM154 264V263H153Z\"/></svg>","mask_w":264,"mask_h":264}]
</instances>
